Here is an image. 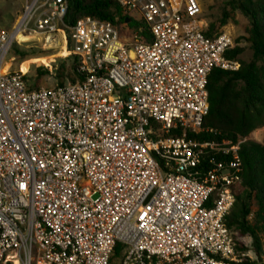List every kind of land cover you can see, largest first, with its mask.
Segmentation results:
<instances>
[{
  "label": "built area",
  "instance_id": "2783aa9c",
  "mask_svg": "<svg viewBox=\"0 0 264 264\" xmlns=\"http://www.w3.org/2000/svg\"><path fill=\"white\" fill-rule=\"evenodd\" d=\"M113 1L144 35L26 7L23 26L70 30L73 84L31 90L4 69L23 26L0 30V264H255L226 221L246 139L194 137L233 37L205 34L198 0Z\"/></svg>",
  "mask_w": 264,
  "mask_h": 264
},
{
  "label": "trees",
  "instance_id": "16d2710c",
  "mask_svg": "<svg viewBox=\"0 0 264 264\" xmlns=\"http://www.w3.org/2000/svg\"><path fill=\"white\" fill-rule=\"evenodd\" d=\"M68 8L64 23L74 27L78 21L91 17L110 22L119 28L127 17L113 0H67ZM234 10L240 11L250 21L248 43L252 50L249 63L241 61L244 48L235 43L227 53L230 59L240 63L238 71L215 69L209 77V111L204 117L203 132L194 135L200 141L219 143L246 139L241 146L242 183L235 195L236 201L227 216V225L240 251L248 250L244 240L251 238L257 256H264V141L253 139L252 134L264 127V0H231ZM228 18V16L225 15ZM131 31L144 35L141 25L132 20L127 24ZM216 24H211L205 34L215 36ZM73 84L79 79L75 62L68 74ZM64 77L59 86L64 85ZM31 90H40L29 85ZM122 245L118 244V254Z\"/></svg>",
  "mask_w": 264,
  "mask_h": 264
},
{
  "label": "rangeland",
  "instance_id": "374dc122",
  "mask_svg": "<svg viewBox=\"0 0 264 264\" xmlns=\"http://www.w3.org/2000/svg\"><path fill=\"white\" fill-rule=\"evenodd\" d=\"M35 0H0V30L11 31L22 27L26 7ZM202 8L201 19L205 29L216 24L218 33H229L235 43L238 42L244 53L240 57L244 63L252 60V50L248 43L250 21L240 11L234 10L231 0H198ZM228 16L227 17H225ZM33 19L30 24L22 28V36L26 41H16L7 56L4 69L10 72L20 71L27 76L28 83L35 88L51 89L59 85L61 77L64 85L71 84L68 74L73 72L75 58L72 54V39L70 30L49 35L40 32ZM120 30L127 36V28ZM130 37V34H129ZM66 40V41H65ZM253 139L264 141V127L255 131ZM255 264H264V256H257L253 249L251 238L244 240Z\"/></svg>",
  "mask_w": 264,
  "mask_h": 264
},
{
  "label": "bare ground",
  "instance_id": "6f19581e",
  "mask_svg": "<svg viewBox=\"0 0 264 264\" xmlns=\"http://www.w3.org/2000/svg\"><path fill=\"white\" fill-rule=\"evenodd\" d=\"M16 38L20 42L26 41L25 37L22 36L21 31L20 32L19 31L17 32Z\"/></svg>",
  "mask_w": 264,
  "mask_h": 264
},
{
  "label": "water",
  "instance_id": "95a60500",
  "mask_svg": "<svg viewBox=\"0 0 264 264\" xmlns=\"http://www.w3.org/2000/svg\"><path fill=\"white\" fill-rule=\"evenodd\" d=\"M127 24L131 23V19L127 18L125 21Z\"/></svg>",
  "mask_w": 264,
  "mask_h": 264
},
{
  "label": "crops",
  "instance_id": "0c3cea01",
  "mask_svg": "<svg viewBox=\"0 0 264 264\" xmlns=\"http://www.w3.org/2000/svg\"><path fill=\"white\" fill-rule=\"evenodd\" d=\"M5 31H7V30H5Z\"/></svg>",
  "mask_w": 264,
  "mask_h": 264
}]
</instances>
